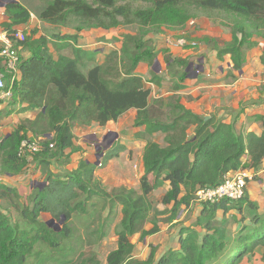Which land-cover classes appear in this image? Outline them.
I'll return each instance as SVG.
<instances>
[{"label":"trees","instance_id":"16d2710c","mask_svg":"<svg viewBox=\"0 0 264 264\" xmlns=\"http://www.w3.org/2000/svg\"><path fill=\"white\" fill-rule=\"evenodd\" d=\"M30 12L19 1L7 2L6 20L0 23V28L13 38L18 26L30 19ZM37 17L50 25L71 27L75 33L55 35L59 41L71 43V56L54 58L46 39L40 36L31 39L24 29V38L17 44L22 45L28 55L20 57L19 78L10 83L11 74L5 70L3 60V66L0 64L6 86L11 84L10 104L20 108L6 113L0 110V126L3 116L20 110L36 112L33 119L25 118L7 134H0V172L11 176L24 171L28 160L20 153V146L27 132L34 131L32 125L37 121L46 129L41 134L54 133L52 137L42 135V149L34 156L44 184L33 190L31 208L21 211L38 227L28 237L27 231L0 211V264H24L37 241H47L57 247L52 230L37 222L38 214L46 212L54 219L65 216V220H70L74 211L86 212L85 203L92 196L103 201L108 199L110 207L114 203L121 205L119 227L115 231L116 247L108 252L105 264H240L257 248H264V213L258 211L257 202L250 200L246 192L236 201L201 202L202 210L196 219L201 231L182 227L179 248H169L157 259L155 248L150 246L147 258L131 261L133 245L130 241L137 232L144 237L159 230L156 219L148 230L142 228V222L151 209L147 194L164 181L169 186L160 201L166 208L159 213L167 214L163 219L172 221L183 207L195 201L199 188L220 183L230 171L256 169L264 158V118L260 134H242L231 124L220 121L212 124L211 120H204L177 101L169 103L175 113L167 116L170 119L167 124L149 114V89L134 72L141 61L153 64L155 54L146 42L148 36L164 30H181L200 17L216 21L228 28L231 35L218 55L230 54L233 68L239 69L243 64L242 47L254 36L264 38V0H49ZM131 26L136 27L137 34H122L124 39L119 51L113 50L101 64L81 70L80 65L88 59L89 53L73 45L78 38L77 31ZM129 45L141 52H129ZM125 59L127 62L122 65ZM260 60L264 63V49ZM177 63L182 66L180 78L186 74L187 61ZM151 73L154 74L152 70ZM131 108L137 110L135 123L145 124L148 134L164 133L167 144L160 146L148 140L144 146L140 193L124 186L107 192L94 177L95 163L86 159H79L77 168L69 175L61 177L53 173L49 159L74 147L71 123L95 122L103 126ZM192 124H195L194 133L187 135L186 129ZM114 155L109 149L103 157V165ZM244 156L248 157L247 161H242ZM81 192L86 194L82 200ZM11 194L16 195L15 189L0 182V198ZM231 210L236 212L231 213ZM219 211L220 218L217 217ZM61 230L68 234L67 226Z\"/></svg>","mask_w":264,"mask_h":264},{"label":"crops","instance_id":"0c3cea01","mask_svg":"<svg viewBox=\"0 0 264 264\" xmlns=\"http://www.w3.org/2000/svg\"><path fill=\"white\" fill-rule=\"evenodd\" d=\"M0 3L6 4L4 0H0ZM4 12L5 6L0 5V23L6 20ZM27 23L18 26V28L20 30H24L25 28H27ZM185 29L186 28L184 27L181 30H164L166 31L165 34H161V32L158 34L149 35L148 38L151 40L150 45L155 54L153 64L150 66H157L159 70L158 72L153 71L154 74H150L152 75V77H150L149 79H145L144 76L139 75L136 72L141 69L139 67L149 65L147 62H139L140 64H137L134 69V72L142 78L143 86L149 89V103L151 104L152 101L156 99L160 100L161 98H163L161 105L158 107V111L153 108L150 109L149 114L156 118L158 116V118L165 121L166 124L169 123L170 119L167 118V116H171V114L173 115V113L175 112L172 111V107L169 105L170 102L167 101L173 100L169 98L174 97L176 98L175 102L177 101L179 105H181L184 109L199 117H202L204 120H211L212 124L220 121L233 125L234 130L238 133L240 132L244 134L247 132H253L255 134H260L263 129L262 118H264V63H262L260 60V56L264 49V38L254 36L251 38L249 43L245 44L242 47L243 64L239 69L233 68L230 54H224L223 56H220L216 53V51H209L204 48V50L202 49L203 55L195 58L196 60L189 58L187 66L184 69L186 73L185 76L179 78V76L181 75L180 73L182 71V66L176 63L175 66L178 69L175 70L167 79H163V71H165L167 67L166 65H169V62L173 63L177 59L184 60L187 57H190V53L188 52L189 49L187 48L193 44L186 43L184 45H180L177 40L181 39L182 36L178 37L171 35L177 33L179 34V32H183ZM93 30H100L102 32H105L104 34H113V32L115 31L104 30L100 28L89 29V31ZM0 31H2L1 28ZM92 34L93 33H91V35ZM93 38V36H78L76 42L73 44L74 46L89 53L88 60H86L88 62L91 61V59L89 58L96 55L93 65L101 64L104 61L105 56L109 52L113 50L119 51L120 49L117 45L114 46L113 44L101 42L100 40H97L95 42V38ZM100 38L104 39V37ZM225 38L226 40L229 39L228 41H230V32L229 37ZM186 40L188 39L186 38ZM97 49H99L100 51L97 52ZM21 52L22 54H24L23 57H26L28 55V52L24 50V48H22ZM90 52H94L95 54L91 56L92 53ZM165 57L167 58L168 63L165 62ZM92 60H94V58H92ZM191 62L194 64L191 65ZM199 65V72L196 73L195 68ZM17 78H19V75ZM152 106L153 105H151V107ZM136 114L137 110L131 108L122 113L116 120L108 121L103 126L95 122H92L89 125H74L72 127V133L74 135L73 144H80L82 147H84L85 145V142L83 141L84 139L86 141V138L90 140L93 138L96 141L94 142V145H96V143L101 142L108 133H113L116 135L112 143L105 147V149H101L100 152L96 151L95 148L90 149L88 147L89 155L87 157L78 156L76 157V159H74V163L76 165L74 169L77 168L79 159H86L89 162L95 163L97 160V156L101 154L99 160H101L102 166H100V168L105 167L108 164L107 168L109 170H107L106 173H108V171H110L112 168L114 170L112 174H107L105 178L111 176L117 179L124 178L122 180H119V182L125 181L126 184L120 183V186L126 187V185H128L127 188H133L140 193V178L144 174V164L142 159L144 146L146 145L148 140H152L158 143L160 146H165L167 144L165 142L164 133L158 131L153 132L152 134H148L146 132L145 124H136ZM11 116L16 117V123H12L10 126H7L6 131H2V135L7 134L11 130V127L17 124L19 118L33 119L36 116V112L20 110L19 112H15L9 115V117ZM194 130L195 124L190 125L186 129L187 135H192L194 133ZM77 135L79 137V140H81L80 143L79 140L76 139ZM109 149L113 150L115 155L111 159H109L105 165H103V157ZM74 155L75 154H72L73 157ZM122 157H124V160L120 161L121 165H118L119 163L117 160ZM247 160V156H244L242 158V161ZM74 163H71L70 165L73 167ZM95 165L97 167L95 170H98L97 164ZM247 169L253 176L248 180L245 192L250 200L257 202L258 211L260 213H264V158L256 169ZM149 177L151 178V176ZM168 186L169 183L167 181H164L161 185L147 194L146 198L151 203V209L149 213H153L156 207L158 209L159 207H161L159 209L160 211L166 208V206L161 203L160 199L162 195L167 191ZM194 202L197 203L196 207L198 208L197 210L199 212V210H201V204L196 200L193 201L188 207H183L181 211H186L192 208ZM169 207L170 206H167V208ZM235 212V210H231V213ZM166 216L167 214H163L158 217H162L163 219ZM221 216L222 213L219 211L217 213V217L220 218ZM153 221L148 222L150 224V228L153 227ZM156 221L159 230L153 234L146 235L145 237L147 238L148 236L150 238L149 246H153L155 248L157 259L169 248L178 249L179 235L176 234H179L182 227H192L189 225L180 224L179 231L175 234L177 243L176 246L173 247L172 244L171 246H167L166 248L161 250L163 243L167 245L168 241L171 240V235L163 231L165 229L164 225L169 228V226H171L173 223L171 221H165L167 222V224L163 223L164 225H160L162 221ZM144 229L148 230L147 227H145ZM194 229H196L197 231H201L200 227L199 229ZM134 235H139V232L135 233ZM259 249L264 250V248H257L254 253H256ZM248 259L249 257H245L240 264H248ZM257 263V261H254L253 264Z\"/></svg>","mask_w":264,"mask_h":264},{"label":"rangeland","instance_id":"374dc122","mask_svg":"<svg viewBox=\"0 0 264 264\" xmlns=\"http://www.w3.org/2000/svg\"><path fill=\"white\" fill-rule=\"evenodd\" d=\"M19 1L22 2L31 11V20H29V22L27 23V28H25L24 33L31 39L38 38L39 36L46 39L49 52L54 58L59 55L71 56V43H69L68 41H59L58 39L54 38L56 34L67 35L71 33L73 34L75 33V31L71 27L54 26L44 23L40 21L37 17V13L49 0ZM185 28L186 29L183 32L171 35L178 37L182 36L181 39L185 40L187 44H193L187 48L189 49L188 52L190 53V57L184 59L187 62L189 58L195 59L198 58V56L203 55L202 49L204 50V48L209 51H216V53L218 54V51L224 48L225 43H227L229 40H226L225 38L229 37L228 28L220 26L216 21L208 20L204 17H200L192 22H189L185 26ZM77 33V36H93L95 38H93L95 42L97 40H100L101 42L113 44L114 46L117 45L118 48H120L124 39L122 37V34L127 33L129 35H135L137 34V29L135 26L119 27L113 32V34H104L105 32H102L100 30L89 31V29L85 28L80 31H77ZM91 33L93 34L91 35ZM165 33L166 31H163L161 34ZM100 37H104L105 40L101 39ZM186 38L189 41L186 40ZM146 42L149 43L148 47H150L151 40L147 39ZM127 49L129 52H141V50H136L133 45H129ZM21 51L22 50L19 51V55L20 57H23L24 54H22ZM96 51L99 52L100 50L97 49ZM90 53H92L91 56L95 54L94 52ZM95 57L96 55L89 58L91 59L90 62L86 61L88 59H84L83 63L80 65L81 70L86 71L87 68L91 67L95 62ZM92 58H94V60H92ZM178 60L183 59H177L173 63L169 62V65H166L167 67L162 74V76H164L163 79H167L170 75H172L175 70L178 69L175 66ZM167 61L168 60L165 57V62L168 63ZM1 62L2 59L0 58V64ZM125 62H127L126 59L122 60V65ZM190 64L193 65L194 63L191 62ZM139 68L141 69L136 72L137 74L144 76L145 79H149L150 77H152V75H150L152 74V67L150 65L141 66ZM155 68H157V66ZM162 99L163 98H161L160 100L156 99L152 101L150 104V109L154 108L156 111H158V107L163 101ZM169 99L173 100H168L167 102L174 103L176 100V98L174 97H170ZM10 100L11 97L0 98V110H2L4 113H6V111H9V109L12 108L20 109L18 108V105L15 106L10 104ZM151 105L153 106L151 107ZM24 119L25 118H19L17 123ZM15 120V116H3V125L0 126V134H2V131H6L7 126H10L12 123H16ZM26 124V126L29 127L30 124ZM76 124L81 125L80 123L74 122L71 123V127ZM32 127L34 128V131H28L26 134V138L22 140L26 145L23 146L21 153L28 160V164L24 171L11 176H7L0 172V182L5 183L10 187H13L16 191V195L14 196L11 194L7 198H0V211L5 213V215L9 218L12 223L18 224L21 229L27 231L28 237H30L34 233V230L38 227V225H34L33 222L31 223V221H29L27 218L24 217V215H22L21 211L26 208H31L30 196L35 188H40L44 180V176L40 172L38 161H36L34 156L42 149L41 139L43 138V136L47 135L49 137H52L54 135V133L51 132H48V134L45 135L41 134L42 131L45 129L41 121H37V123L35 125L33 124ZM113 137L114 134H111L108 138L102 139L101 142H97L96 145H94V142L96 141L93 138L91 140L86 138V141L85 139L83 141L85 142L84 147H82L80 144H77L74 145L73 149H65L61 155L53 156L49 159L51 170L53 171V173L61 177L65 176L66 174H71L72 171H74V167L76 166L74 163V159H76V157H87L89 155V148H95L96 151L100 152L101 149H105L107 142L113 139ZM76 139L79 140L78 135ZM80 142L81 140H79V143ZM27 143L31 145L27 146ZM33 145H35L37 149H33ZM38 147H40V149ZM72 154H75L74 157L72 156ZM123 160L124 157L118 159L117 161L119 164H117L121 165L120 161ZM71 163H74L73 167L70 165ZM107 165L102 168L98 167V170H95L94 172V177L96 180L101 182L102 186L107 192H111L112 189L118 188L120 186V183L126 184V182H119V180H122L124 178L117 179L113 176L105 178L107 174H112L114 171L112 168L110 171H108V173H106V171L109 170L107 168ZM127 187L128 185H126V188ZM80 194L81 200L86 197L85 193L81 192ZM196 205L197 203L194 202L192 208L186 211L180 210L176 217L171 221L173 224L169 226V228L164 225L167 224V222H165L166 220L163 221L162 217H158L161 216L159 212L163 210L160 211L159 209L161 207H159V209L156 207L153 213H146L147 218L145 219V221L142 222V228L147 227L149 229L150 224L148 222H151L154 219L162 221L160 225L164 223L163 225L165 226V229L163 231L171 235V240L168 241L167 245L162 242L163 246L161 247V250L166 248L167 246H171L172 244L173 247H175L177 244L175 234L178 233L180 224L189 225L192 228L199 229L196 223V219L198 214H200L202 210V204L201 210H199V212L197 210L198 208L196 207ZM85 207L86 212L80 210L74 211L71 219L64 220L63 224L59 223L58 219H54L53 222H50L51 219L54 217H52L49 213H39L37 216V222L43 223L46 227L52 230V238L57 241L58 245L57 247H53L49 245L47 241L35 242V244L32 245L29 254L26 256L24 264H105L108 252L116 247L117 238L115 231L119 227V221L121 218V205L119 203H114V205L110 207V205L108 204V199L103 201L100 198H97L96 196H92L85 203ZM109 207L111 209L110 212H108ZM57 225L61 226L59 231H56L55 229ZM64 226L68 227L69 231L67 235L62 233L63 230L61 229ZM149 239L150 238L148 236L147 238L145 236L142 237L140 232L139 235H134L130 238V241L133 245V249L131 251V261L136 259L144 260L145 258H147L150 251ZM256 253H253L249 257V259L247 260L248 264H253L254 261H257V264H264V250L259 249Z\"/></svg>","mask_w":264,"mask_h":264},{"label":"built area","instance_id":"2783aa9c","mask_svg":"<svg viewBox=\"0 0 264 264\" xmlns=\"http://www.w3.org/2000/svg\"><path fill=\"white\" fill-rule=\"evenodd\" d=\"M24 36L22 30H18L14 33L13 38L7 35L5 30L0 31V58L3 60L5 70L11 74L10 83L15 80L19 75V51L22 50V45L17 44V41L23 40ZM180 45L186 44L183 39L177 40ZM196 73L199 72V68L196 66ZM12 96L11 84L6 86L3 74H0V98H10ZM22 141L20 146V153L25 146ZM31 144L27 143V146ZM52 146V145H49ZM37 149L35 145L32 147ZM40 149V147H38ZM22 154V153H21ZM100 159V157H99ZM97 166H102L101 160H98ZM252 174L248 169H241L230 171L226 173L222 181L211 187L199 188L196 191V201L198 202H216L219 200L236 201L244 196L246 185L249 179L252 178Z\"/></svg>","mask_w":264,"mask_h":264},{"label":"water","instance_id":"95a60500","mask_svg":"<svg viewBox=\"0 0 264 264\" xmlns=\"http://www.w3.org/2000/svg\"><path fill=\"white\" fill-rule=\"evenodd\" d=\"M4 1L7 3V2H13V1H16V0H4ZM0 5L5 6V4H3V3H0ZM198 68L200 69V65L198 66ZM152 69H153V71H155V72H158V70H159L158 68H155L154 66L152 67ZM111 134H113V133H108V134L104 137V139H105V138H108ZM115 136H116V135L114 134L113 139L115 138ZM113 139L109 140V141L107 142V145H106L105 147H107L108 145H110V144L112 143ZM100 155H101V154H99V155L97 156V160H96L95 164L98 163V160H99ZM43 184H44V182H43L41 185H43ZM64 220H65V216H62L61 219L59 220V223L63 224ZM53 221H54V218H52L50 222H53ZM60 228H61V226H59V225H57V226L55 227L56 231H59Z\"/></svg>","mask_w":264,"mask_h":264}]
</instances>
